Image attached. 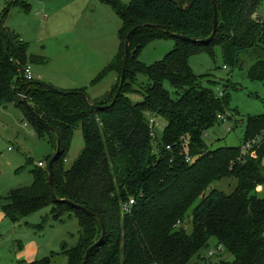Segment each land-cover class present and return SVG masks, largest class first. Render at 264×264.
<instances>
[{
    "label": "trees",
    "instance_id": "trees-1",
    "mask_svg": "<svg viewBox=\"0 0 264 264\" xmlns=\"http://www.w3.org/2000/svg\"><path fill=\"white\" fill-rule=\"evenodd\" d=\"M29 1L14 0L10 8H27ZM105 1L122 20L121 50L110 66L119 74L118 83L102 98L91 99L98 110L78 95H55L35 85V80L29 82L24 74L27 64L44 62L29 58L28 45L5 28L8 13L0 17V107L14 104L42 134L47 130L22 103L27 96L35 113L57 134L47 132L61 142L53 168L55 197L47 168H38L32 172V186L13 190L4 199L6 217L18 224L48 205L57 222L73 213L81 232L77 247L62 245L67 264H82L87 250L102 238L101 221L105 237L87 264H189L202 259L201 252L210 250L213 240L224 248L220 259L225 252L234 257L233 262L219 264H264V196L257 191L264 185V114L249 118L243 146L212 149L206 143L208 133L222 122L219 116L232 117L230 86L217 95L202 85V77L189 65L190 58L213 56L216 45H221L226 69L246 70L250 81L264 83V21L258 15L264 0H132L128 5ZM215 4L219 25L213 41L175 39L174 50L164 60L151 67L140 62L146 45L172 38L166 32L198 41L209 38ZM134 29L126 81L111 106L121 83L125 42ZM138 74L152 85L136 104L128 95L136 93L129 89ZM166 82L179 98L173 99ZM158 117L167 126L154 148L151 122ZM77 128L82 129L85 149L66 168L63 158ZM188 157L195 161L188 162ZM230 178L238 180L231 195L211 190L214 182ZM130 200L135 201L132 212L123 213ZM32 264H50V258Z\"/></svg>",
    "mask_w": 264,
    "mask_h": 264
},
{
    "label": "rangeland",
    "instance_id": "rangeland-1",
    "mask_svg": "<svg viewBox=\"0 0 264 264\" xmlns=\"http://www.w3.org/2000/svg\"><path fill=\"white\" fill-rule=\"evenodd\" d=\"M13 1L0 0V17L8 13L5 28L28 45L29 58L43 60L44 64H27L31 65L36 82H44L66 92L84 89L91 99L102 98L118 83L119 74L110 71V66L121 50L122 20L105 0H30L24 9L10 8ZM120 1L126 5L132 2ZM258 15L264 21V2ZM126 34H123L124 38ZM175 46L173 38L156 39L145 46L139 60L151 67L164 60ZM189 65L196 76L202 77V85L213 88L217 95L225 91V86H230L227 95L232 117L208 133L207 145L212 149L243 146L249 118L264 114V83L250 81L246 70L226 69L221 45H216L213 56L202 54L190 58ZM99 78L101 80L94 83ZM151 85L148 77L138 74L129 89L136 93L128 97L133 103H140L142 94ZM164 87L173 99L179 98L177 90L169 82ZM0 113L4 117L0 121V133L10 136L8 141L0 144V170L5 171L4 176L0 174V182L10 181L12 184V188L9 186L8 190L0 191V264H32L49 258L50 264H67L62 245L67 249L77 247L81 232L73 213L57 222L51 216V205H48L14 224L2 209L4 199L11 191L33 185L32 172L40 168V163L46 170L56 153L58 138L47 131L39 134L30 122L22 123L23 116L13 104L0 107ZM154 121L153 145L156 148L162 141L167 123L160 117ZM84 149L83 132L77 128L63 158L66 168L79 159ZM237 187L238 180L230 178L214 182L211 190L231 195ZM258 192L264 196V185L262 192L260 189ZM186 227L191 231L190 223ZM216 248L217 242L213 240L210 250L201 252L202 259L195 258L189 264L234 261V257L226 252L221 259L218 255L210 258V253L216 252Z\"/></svg>",
    "mask_w": 264,
    "mask_h": 264
},
{
    "label": "water",
    "instance_id": "water-1",
    "mask_svg": "<svg viewBox=\"0 0 264 264\" xmlns=\"http://www.w3.org/2000/svg\"><path fill=\"white\" fill-rule=\"evenodd\" d=\"M218 11H217V5L215 4V21H214V30L212 35L204 40L198 41L197 39L194 38H190L187 37L185 35H181V34H171L170 32H166L167 35H170L172 38L177 39V40H184V41H191V42H200V43H210L211 41H213L217 35V30H218ZM137 29L132 30L129 35L127 36L126 42H125V56H124V62H123V68H122V73H121V79H120V86H119V90L111 104V106H114L118 100V98L121 95V92L123 90L124 87V83L126 81V75H127V70H128V66H129V61H130V55H131V47H130V38L131 36L135 33ZM35 85L42 87L43 89L47 90L48 92H51L55 95H59V96H63V97H67V96H73V95H78L79 97H81L86 104L90 105L91 108L93 110H98L99 107H97L92 101L91 98L83 92H66V91H61L58 90L54 87H52L49 84H46L44 82H34ZM23 105L29 110V112L35 117V119L49 132L51 133H55L57 134V131L50 127L48 124L45 123L44 119L40 116H38V114L35 113L33 106L29 103L27 96H24L23 100H22ZM102 108V109H106ZM60 138L58 137V143H57V151L55 153V155L50 159L48 166H47V173H48V182H49V187H50V191L52 193V195L55 197V193H54V164L57 161V159L59 158L60 155ZM68 204H72L70 201H65ZM74 205V204H73ZM74 207H76L77 209H80L84 212L87 213V215H89L90 217H96V215H94L93 213H91L90 211H88L87 209H85L83 206L80 205H74ZM102 224V238L95 243L93 246H91L84 257V260L82 262V264H87L91 254L95 251V249L102 243V241L104 240L105 237V227H104V223L101 221Z\"/></svg>",
    "mask_w": 264,
    "mask_h": 264
},
{
    "label": "built area",
    "instance_id": "built-area-1",
    "mask_svg": "<svg viewBox=\"0 0 264 264\" xmlns=\"http://www.w3.org/2000/svg\"><path fill=\"white\" fill-rule=\"evenodd\" d=\"M24 74H25V77L26 79L29 81V82H33L34 81V76H33V73H32V68L31 66H28L26 67V69L24 70ZM222 95V94H221ZM219 119L222 120V121H227V119L224 117V116H219ZM155 121L152 120V124L154 123ZM251 147V144L250 145H247L246 147L243 148V151L244 152H247V150ZM254 155H256V153H253ZM253 156V155H252ZM187 161L188 162H194L195 159H191L190 157L187 158ZM39 167L40 168H43L44 167V164L40 163L39 164ZM259 189L261 190L262 192V187H258L257 191H259ZM135 205V201L134 200H130L129 202H127L126 204L123 205V213H126V214H130L133 210V207ZM223 246L222 245H219L217 246L216 248V252L214 253H210V257H215L216 255L220 254L223 252Z\"/></svg>",
    "mask_w": 264,
    "mask_h": 264
},
{
    "label": "crops",
    "instance_id": "crops-1",
    "mask_svg": "<svg viewBox=\"0 0 264 264\" xmlns=\"http://www.w3.org/2000/svg\"><path fill=\"white\" fill-rule=\"evenodd\" d=\"M76 90H81V89H76ZM10 105V104H9ZM14 105V104H13ZM15 107V106H14ZM15 109L18 111V112H20L21 114H22V116H23V119H22V117H21V122L22 123H25V122H28L26 119H25V116H24V114H23V112L21 111V110H19V109H17L16 107H15ZM5 116V115H4ZM4 119V117H3V114L2 113H0V121H2ZM15 136V139H18V136L17 135H14ZM10 139V136H8V135H4V134H1L0 133V144L2 143H5L6 141H8ZM10 150H12V149H10ZM43 164V163H42ZM3 173H5V171H1L0 170V174H1V176L3 175ZM4 176V175H3ZM9 186H10V188H12L11 186H12V184L10 183V181H4V182H0V191L2 192V191H5V190H8V188H9ZM1 194V193H0ZM4 215V214H3ZM3 217H5V216H3ZM1 220H2V218H1Z\"/></svg>",
    "mask_w": 264,
    "mask_h": 264
}]
</instances>
